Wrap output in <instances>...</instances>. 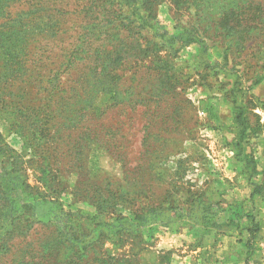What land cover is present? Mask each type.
I'll return each mask as SVG.
<instances>
[{"label":"rangeland","instance_id":"1","mask_svg":"<svg viewBox=\"0 0 264 264\" xmlns=\"http://www.w3.org/2000/svg\"><path fill=\"white\" fill-rule=\"evenodd\" d=\"M114 1L116 21L108 0H0V159L23 173L39 219L16 246L70 239L133 264H264V0ZM49 70L61 82L50 100L37 82ZM164 84L191 103L165 109ZM119 99L139 101L126 164L92 135Z\"/></svg>","mask_w":264,"mask_h":264},{"label":"trees","instance_id":"2","mask_svg":"<svg viewBox=\"0 0 264 264\" xmlns=\"http://www.w3.org/2000/svg\"><path fill=\"white\" fill-rule=\"evenodd\" d=\"M108 8H110L107 11V20L116 21L119 19L118 17L122 16V7L115 3L114 0H108ZM241 1V0H239ZM241 5L240 3H238ZM117 6V7H115ZM115 7V8H114ZM241 7H243L241 5ZM102 28L105 27V25L101 24ZM235 26L229 25V28H233ZM117 50V48L115 49ZM156 68V67H155ZM56 74H59L57 70H49L48 73H43L42 76L45 77L46 84L44 85V80L40 77L37 79V82L40 83V89H43L44 92H46L47 98H49L51 95H57V92L59 91V84H61L59 78ZM78 74V73H77ZM83 74L78 75V79L83 81ZM102 73L99 72L97 78ZM100 78H98L99 80ZM87 82V83H86ZM84 82V86L87 90L91 89L94 90V93H98L99 89L101 88L102 82H96L98 84L90 86L88 81L86 80ZM47 83H49V87H46ZM52 83V85H50ZM165 90L167 93L163 94V97H159L160 99H163L165 102V109L169 106H173L174 108L178 107L180 104L187 105L189 103V99L182 98L179 99V94L176 90H172L167 84H164ZM98 90V91H97ZM172 94V99L174 102H169V97L166 95ZM150 98V99H149ZM149 102H152L151 104L156 105V97L154 94H151L149 97ZM50 100V98H49ZM81 101V100H80ZM87 100L82 101V103H85ZM146 101V99L144 100ZM191 103V102H190ZM127 104L130 107V110L127 109ZM139 104V101H135L134 99H129L123 101V99L117 100L111 107H117V118L114 117L115 121H108V122H102L99 121L100 119H93L92 121V135H94L96 141L103 144L104 146L112 147L114 151L117 152V157H120L122 159L125 158L126 152L128 147L123 143V139L125 138V135L122 134V130H124L125 125H127L129 128L131 127V123L133 121L132 119V112L134 111V108ZM155 111V110H154ZM156 112V111H155ZM155 112L150 113L154 118H158L156 116ZM121 114H124V117L121 119ZM106 117V114L101 116V119ZM54 119V117H53ZM167 119H162L160 123L157 124L159 126L160 132L168 133L169 129L167 126H165L164 122ZM50 119L47 115L44 122L41 123L43 128L42 130L49 132L52 134L51 126L49 125ZM81 123L80 121H77L75 124ZM148 125V124H147ZM146 125V126H147ZM60 128L56 130L59 131ZM130 131V129L128 130ZM46 133L45 135H47ZM121 134V135H120ZM68 136H70L68 134ZM67 136H62V142L59 144V141L56 140L57 146H52L51 149H54L57 152V149L59 147H63L67 143ZM66 146V145H65ZM7 147L4 144V141L2 140L1 134H0V157L9 155V150L6 149ZM157 150L156 147L153 146V144L149 143L145 146L144 151L140 152V155L142 156H149L155 153ZM57 154V153H56ZM46 156H48L46 154ZM54 156V158H56ZM68 157V154H63L62 159ZM72 158V157H71ZM62 168L60 169L63 173H66L68 170L64 167L65 161H61ZM77 164V161H71V167ZM124 164H126V161L124 159ZM127 171L129 169L127 168ZM126 174V171H125ZM126 179V177H125ZM122 186V185H121ZM25 188H29V185L26 183V178L23 177V173H21L16 168H7L6 166L2 165V161L0 159V259L11 256V264H64V258L60 257L61 255V248L66 247L68 249H78L74 250L75 254L78 256L77 261H72L69 264H133L132 262L126 260V259H112L108 260L106 258H94L92 257L90 253V248L86 246H83L79 248L78 246L75 247V244L70 241V239H67V243L60 244L61 242H58V240H51L52 244L49 242L47 243V246L44 247L43 245H39L37 249L33 248L31 244H27L25 247H22V244L19 243L18 246L15 244V238L19 237L22 238V236H26L28 234L29 230L32 226H34L35 222H38V218H36V212L33 209V198L29 199L30 197L25 194ZM143 218V217H142ZM44 223V222H43ZM51 219H49L47 222H45L43 225H50ZM59 233L62 234V231H65L68 229V227L65 225L63 228L59 227ZM27 247H30V250H27ZM91 247V246H90ZM83 249L85 253H79V250ZM15 252V253H14ZM89 255H87V253ZM35 253H38L41 255L43 260H36L35 258H40L41 256H37ZM32 254V256H31ZM31 256V257H30ZM30 259V260H29Z\"/></svg>","mask_w":264,"mask_h":264}]
</instances>
